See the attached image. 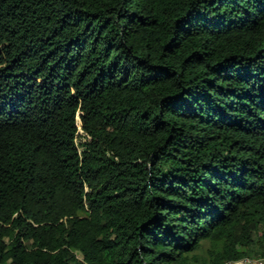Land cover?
I'll return each instance as SVG.
<instances>
[{"label": "trees", "instance_id": "16d2710c", "mask_svg": "<svg viewBox=\"0 0 264 264\" xmlns=\"http://www.w3.org/2000/svg\"><path fill=\"white\" fill-rule=\"evenodd\" d=\"M242 259L264 0H0V264Z\"/></svg>", "mask_w": 264, "mask_h": 264}, {"label": "built area", "instance_id": "2783aa9c", "mask_svg": "<svg viewBox=\"0 0 264 264\" xmlns=\"http://www.w3.org/2000/svg\"><path fill=\"white\" fill-rule=\"evenodd\" d=\"M228 264H259V262L250 259H242L239 261L230 262Z\"/></svg>", "mask_w": 264, "mask_h": 264}, {"label": "rangeland", "instance_id": "374dc122", "mask_svg": "<svg viewBox=\"0 0 264 264\" xmlns=\"http://www.w3.org/2000/svg\"><path fill=\"white\" fill-rule=\"evenodd\" d=\"M234 50H235V49H234ZM79 128H80V126H79ZM78 147H79V146H78ZM79 150H80V151H82V148H81V147H79Z\"/></svg>", "mask_w": 264, "mask_h": 264}]
</instances>
